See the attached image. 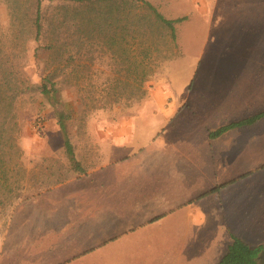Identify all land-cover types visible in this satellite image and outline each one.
<instances>
[{
  "label": "rangeland",
  "instance_id": "rangeland-1",
  "mask_svg": "<svg viewBox=\"0 0 264 264\" xmlns=\"http://www.w3.org/2000/svg\"><path fill=\"white\" fill-rule=\"evenodd\" d=\"M146 1L162 13L165 0ZM236 1L180 0L181 10L189 16L187 22V19L180 22V47L176 41L173 46L157 44V50L152 52L150 66L153 75L146 84V96L140 102H117L112 106L109 104L111 107L107 106V109L88 111L83 116L75 103L77 89H70L68 95L77 113L66 121L65 127L77 155L83 154L81 141L89 138L91 126L100 122L119 121L122 130L127 129L125 122L134 124L138 130L142 128L141 132H135L134 141L138 147H145L151 135L146 129L155 128L168 117L170 108L164 109L158 97V101L151 106L143 107L150 93L154 89H161L162 84L164 94L165 91L171 93L168 94V100L173 101L175 94H180V115L172 123H180L182 148L190 150L198 141L204 142L205 139L200 137L199 126L208 124L210 116L200 115L198 111L208 114L241 101L242 98L232 96V83L239 82L246 74L255 76L256 70L248 72L247 69L257 68L264 62V47L258 41V38L263 37L261 41L264 42V2L238 5L234 3ZM9 6L8 1L0 0V51L8 54L13 49L17 52L21 45V36L17 37L21 26L13 20ZM43 8L47 15L54 10L48 4H44ZM176 35L177 30L175 39ZM155 42H159L158 39ZM27 46L29 63L24 70L25 76L30 84L39 85L46 52L39 51L34 58L32 51L36 47L35 43H27ZM85 49L83 60L89 62L88 59L93 58L97 63L90 65L88 73L83 72L82 81H79L82 86L89 82L99 86L107 83V79L119 77L131 84L133 75L130 72L116 74L120 68H128V64L110 62L100 51L97 52V48ZM138 53V48L134 47L129 57L136 55L137 58ZM169 55L174 58L169 59L167 62L170 64L165 66V59ZM19 64L21 61L14 57L15 69L19 68ZM119 92L127 96L130 88L124 91H113L107 87L104 90H82L85 96L97 97ZM154 111L157 112L156 117L152 115ZM14 114L15 122L8 118L4 123L3 135L0 134V264H217L232 241L231 234L252 248H261L260 253L264 252V205L261 202L264 199V184H257L259 177L248 187L219 188L230 193L229 196L222 190L218 196L190 195L187 191L182 193L181 187L179 193L175 187L161 186V177L145 181L146 176L154 173L167 175L174 172L175 161L170 162V168L169 164L163 163L157 165L155 170H136L139 163L127 162L120 165L122 167L115 175L105 176L102 191L98 192L93 190L91 181L73 183L70 186L73 191L71 199L68 200L71 205L53 212L54 224L49 226L40 219V231L43 233L50 227L52 235H45L38 242H27L31 236L22 234L24 227L20 224L23 218L18 217V214L36 209V206L20 207L18 202L27 198L23 192H28L27 189L36 185L37 178L48 179L50 172L64 166L65 162L62 160L61 133L49 99L37 90L27 92L16 103ZM130 114H134L131 119L128 118ZM36 122L42 124L38 132L33 127ZM224 123L226 121L220 125ZM262 128L264 122L255 129L242 128L245 134L243 140L248 139L245 137L247 134ZM261 139H264V135L258 138L259 142H264ZM161 141L168 142L167 137L163 136ZM226 146L229 152L227 160L215 159L218 183L226 175L233 177L253 171L246 161L234 158L233 153L236 155L237 148L232 149L230 143ZM184 155L189 156L188 153ZM250 155L258 156L259 160L264 158V154L259 152L254 154L252 151ZM24 156H30L28 163ZM144 157L142 153L138 158ZM135 170L136 175L132 176ZM182 171L193 175L189 164H185L180 173ZM202 171H208L206 165H202ZM170 181L176 183L175 178L170 177ZM212 181L201 179V193L204 186ZM247 188L250 198L242 195ZM241 210L247 215L243 221L234 218L239 216ZM193 214H200V223L191 225L189 216ZM225 225L228 227H223ZM7 230L8 236L5 235Z\"/></svg>",
  "mask_w": 264,
  "mask_h": 264
},
{
  "label": "trees",
  "instance_id": "trees-1",
  "mask_svg": "<svg viewBox=\"0 0 264 264\" xmlns=\"http://www.w3.org/2000/svg\"><path fill=\"white\" fill-rule=\"evenodd\" d=\"M6 1L10 4V15L21 26L17 36H21V45L17 52L15 49L9 54L0 51V134L8 118L15 122L14 111L19 98L37 90L50 100L53 117L61 133L64 156L71 169L80 173L81 168L75 160L74 148L65 127L66 121L77 113L74 102L69 98V90L77 89L75 103L83 116L88 111L107 109L117 102H140L146 96V84L153 75L150 69L152 52L157 50L158 43L174 45L175 25L185 18L167 19L146 0ZM44 4L54 8L51 14H46ZM156 39L159 42L156 43ZM26 42L35 43L34 58L39 51L46 52L39 85L30 84L25 76L24 70L29 63ZM133 46L139 50L137 58L136 55L129 57ZM87 47L97 48V52L100 51L114 64L116 61L120 65L128 64V68H120L116 74L130 72L134 79L131 84L119 77L107 79V83L99 86L90 82L82 86L79 82L82 81L81 77L96 62L93 58L88 59L90 63L83 60ZM139 55L141 60L138 59ZM14 57L21 61L18 69L13 65ZM105 87L113 91L130 88V93L127 96L119 92L98 97L82 93L83 89L104 90ZM263 116L264 112L221 127L210 132L209 137L216 138L227 130L251 125ZM231 238L225 255L217 264H259L261 248H252L236 237Z\"/></svg>",
  "mask_w": 264,
  "mask_h": 264
},
{
  "label": "crops",
  "instance_id": "crops-1",
  "mask_svg": "<svg viewBox=\"0 0 264 264\" xmlns=\"http://www.w3.org/2000/svg\"><path fill=\"white\" fill-rule=\"evenodd\" d=\"M248 2L260 3L264 2V0H237L234 3L239 5L240 3ZM165 4L169 6H166ZM199 9L202 10L201 8ZM161 11V14L167 19L185 18L187 19L185 20L186 22L189 19L187 13H184L180 8V0H165ZM195 11L198 13V9ZM203 12L204 11H202L200 14L202 15ZM233 13L236 12L234 11ZM175 30H177L176 43L180 47V23L175 25ZM262 39L263 37L261 39L258 38V41L264 47V42L261 41ZM173 58L174 57L169 55V57L165 59V66H167V63L170 64V62L167 61L169 59L173 60ZM259 65H257V68L247 69L248 72L256 70L255 76L251 77V74H246L247 76L241 79L239 82L232 83V96L242 98L241 101H236L230 104V107H227V109L214 110L208 114L203 111H198L200 115L210 116L208 119L209 123L205 125L201 124L199 126L201 133L200 137L205 139L204 142L198 141L197 144H194L190 150H184L182 145H180V123H172V121H174L178 115H180V94H175V99L173 101L168 100V98H170L168 94L171 93L165 91L164 94V90L162 89L163 84L161 85V89H154V92L150 93V97H148V100L145 102L143 107L147 105V107H149L152 105V103L158 101L159 99L161 100L159 102L162 104L164 109L167 110L170 108L168 111V117L164 119L162 124H159L155 128L146 129L151 133V135L149 137L148 144L145 147H138L134 141L136 139L135 132H141L143 130L142 128H139L138 130L134 124L125 122L124 126L127 129L122 130V124L119 121L117 123H94L90 129L91 133L88 134L90 135L89 138L81 141L83 145V154L78 156L74 149L75 160L81 168L80 173L73 171L66 157L62 156V160L65 162L64 166L54 168L55 170L50 172L49 176L47 177L48 179L45 178L46 180H42V177L37 178L38 183L36 185L33 184L32 188L27 189L28 192H23L27 195V198H22L21 201L19 200V206H36V209L32 208L30 211L24 210L22 214H18V217L23 218L20 224L22 227H24L22 234L25 237L31 236V240L28 238L27 242H38L41 241L42 237L45 235H52V230H50V227L43 233L40 231V219H42L43 222L48 223L49 226L54 224L55 213L53 212L56 210H64L66 207L71 205V202L68 200L71 199L70 196L72 195L73 191L70 190V186H72L73 183L77 184L81 181V184H84L85 181H91L93 184H88H91V186L94 187L93 190L96 189V192L99 190L102 191V187L104 186L102 181L105 180V176L107 174L110 176L115 175L122 167L120 165H125L127 162L131 161V163H139V166H137L138 168H136V170H145L146 168L155 170L157 165H163V163L169 164L168 168H170V162L175 161L173 163L176 165L174 167V172H169L167 175H164L163 173H154L152 175L146 176L145 181L148 182L151 180V178L156 179L161 177V186H166L167 188L175 187V189L179 190V193L181 187L182 193L187 191L190 195L193 193H199L198 196H202L204 194L218 196V193L221 190L224 192V190L229 188L233 189L239 186L248 187L249 183L254 181V179L257 177H259L257 184L263 186L264 158L262 157L259 160L258 156H251L250 153L253 151L254 154L255 152L264 154V142L258 141V138L264 135V129L262 128L260 131L258 130L255 131V133L247 134L245 137L248 139L244 141L243 137L245 134L242 128L250 127L255 129L256 126L264 122V116L251 125H245L227 130L216 138L209 137L210 132L264 112V62ZM160 91L161 95L157 96ZM170 104L172 107H170ZM194 114L197 115V112H194ZM223 114L229 115L223 117ZM133 115L134 114H130L128 118L131 119ZM152 115L156 117L157 112L154 111ZM225 121L226 123L220 125L221 122ZM144 123H147V121ZM214 124L217 125L214 126ZM261 133L262 135H260ZM163 136L167 137L168 142H160ZM228 139H231V141H228ZM249 139L254 141H250ZM227 143H230L232 149H238L236 155L233 153L234 158L246 161L248 163V167L250 169L253 168V171L250 170L245 174L239 173L233 177L226 175L224 177L225 179H221L218 183L215 170V159L220 158L219 161L227 160L229 157V152L226 150ZM71 144L74 148L72 141ZM142 153L145 154V157L139 159L138 157ZM184 153H188L189 156H185ZM172 154L175 155L172 156ZM29 158L30 156H24L25 161H27ZM185 164L190 165L191 172L193 174L192 176H189L184 171L180 173V169ZM202 165H206L208 171L203 172ZM136 170L131 174L132 176L136 175ZM254 172L258 173L254 174ZM99 175L101 176L98 178L97 176ZM170 177L175 178L176 183L170 181ZM140 178L141 180L144 179V177ZM202 178L211 181L213 180L212 183L204 186L203 193H201ZM219 188H223L224 190ZM224 193L226 196H229L230 194L227 192ZM242 195L248 196V198H250V192L248 188L245 190V192H242ZM261 199H263L262 196ZM114 200H116V198H114ZM261 202L264 205V199ZM261 209L263 208L261 207ZM261 209H259L258 212ZM42 210L45 213H43ZM157 217L160 216H156L155 218ZM234 218H238L239 220L243 221L247 218V215L245 211L241 210L239 216L236 215ZM189 219L192 220L191 225L194 223H200L202 220L200 214H193L192 217L189 216ZM261 219H263V217H261ZM223 227L226 228L228 225ZM5 235L8 236V230L5 232ZM230 236L232 237L234 234H231Z\"/></svg>",
  "mask_w": 264,
  "mask_h": 264
},
{
  "label": "water",
  "instance_id": "water-1",
  "mask_svg": "<svg viewBox=\"0 0 264 264\" xmlns=\"http://www.w3.org/2000/svg\"><path fill=\"white\" fill-rule=\"evenodd\" d=\"M258 261H259V264H264V252L259 254Z\"/></svg>",
  "mask_w": 264,
  "mask_h": 264
},
{
  "label": "built area",
  "instance_id": "built-area-1",
  "mask_svg": "<svg viewBox=\"0 0 264 264\" xmlns=\"http://www.w3.org/2000/svg\"><path fill=\"white\" fill-rule=\"evenodd\" d=\"M35 128V130L38 132L41 130L42 128V124L40 122H36L33 126Z\"/></svg>",
  "mask_w": 264,
  "mask_h": 264
}]
</instances>
